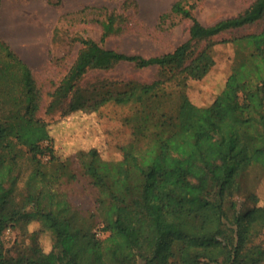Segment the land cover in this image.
Instances as JSON below:
<instances>
[{
  "label": "trees",
  "instance_id": "trees-1",
  "mask_svg": "<svg viewBox=\"0 0 264 264\" xmlns=\"http://www.w3.org/2000/svg\"><path fill=\"white\" fill-rule=\"evenodd\" d=\"M199 1L175 0L158 16L190 21L188 38L170 52L143 57L73 37L76 58L47 91L0 39V264H264V205L252 192L234 200L255 168L264 171L255 159L264 155V0H254V16L247 9L211 25L193 15ZM130 4L122 2L123 12ZM90 9L102 17L101 42L123 32L125 16ZM219 45L232 52L226 84L234 92L228 110L214 100L194 123L189 82L207 76ZM122 64L156 71L149 82L88 78ZM108 106L126 111L116 158L95 147L68 156L54 149L43 115ZM39 128L47 143L25 145ZM82 181L89 209L72 199ZM8 229L17 231L10 248ZM90 237L98 257L77 258Z\"/></svg>",
  "mask_w": 264,
  "mask_h": 264
},
{
  "label": "rangeland",
  "instance_id": "rangeland-1",
  "mask_svg": "<svg viewBox=\"0 0 264 264\" xmlns=\"http://www.w3.org/2000/svg\"><path fill=\"white\" fill-rule=\"evenodd\" d=\"M80 1L81 4L73 5L69 0H0V39L14 43L20 51L19 56L29 66L34 78L45 91L54 87L75 60L80 48V44L72 40L75 36L90 37L107 49L143 57L170 52L188 38V19L170 16L165 22L159 23L158 16L168 11L175 0H131L136 3V7L130 4L124 12V0ZM91 7H104L108 12L114 11L125 16L127 21L123 25V32L101 42V29L96 19L102 17L96 10L90 9ZM82 9L84 12H80ZM247 9L249 16L256 15L254 0H200L193 15L203 25H211L220 20L233 19ZM62 15L64 17L60 19ZM54 27L60 30L56 43L51 42ZM245 31L246 29H243V32ZM17 35L20 37L14 39ZM224 36H228V33L220 38ZM231 56L229 46H217L216 62L211 71L202 80L189 82L188 105L193 110L197 109V113H191L193 118L190 120L194 123L199 121L202 110L211 107L214 100L219 107L228 110V97L234 92L233 86L226 84ZM155 71L154 67L134 69L129 64H122L106 73L90 72L88 78L99 76L117 81L134 79L149 82L153 79ZM41 114L43 115V111ZM125 114V110L108 106L99 113L79 112L65 117L56 113L43 117L49 135L53 138V147L60 155H73L78 150L95 147L103 157L116 158V147L127 135V130L121 126L120 121V117ZM46 136L45 129L39 128L22 142L27 146L36 143L45 145ZM255 159L264 167V155H256ZM253 171V178L247 189L235 196L234 200L243 202L246 193L252 192L259 198V205H264V171L257 168ZM72 199L80 208L92 207L91 196L84 188L83 181L75 190ZM249 204L247 202L245 205ZM96 235L101 237L100 233ZM16 237V230H6L3 235L5 247L10 248ZM42 240L48 248L47 239ZM91 241L93 242V239L90 237L85 242L86 254L76 252L77 258L98 257Z\"/></svg>",
  "mask_w": 264,
  "mask_h": 264
},
{
  "label": "crops",
  "instance_id": "crops-1",
  "mask_svg": "<svg viewBox=\"0 0 264 264\" xmlns=\"http://www.w3.org/2000/svg\"><path fill=\"white\" fill-rule=\"evenodd\" d=\"M62 1V0H61ZM70 4H73V5H78V4H81V1L80 0H69ZM11 28V31H13V26L11 25L10 26ZM18 37H20V35H17L16 37H14V39H18ZM4 41V40H3ZM9 46L10 48L19 56V50L16 49V47L14 46V43L12 41H5ZM20 57V56H19ZM21 58V57H20ZM22 59V58H21ZM23 60V59H22ZM24 61V60H23Z\"/></svg>",
  "mask_w": 264,
  "mask_h": 264
}]
</instances>
